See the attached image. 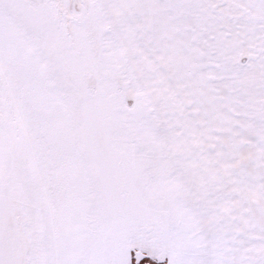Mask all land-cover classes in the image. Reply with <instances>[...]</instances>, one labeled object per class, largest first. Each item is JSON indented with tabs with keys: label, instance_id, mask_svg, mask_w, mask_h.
<instances>
[{
	"label": "snow or ice",
	"instance_id": "1",
	"mask_svg": "<svg viewBox=\"0 0 264 264\" xmlns=\"http://www.w3.org/2000/svg\"><path fill=\"white\" fill-rule=\"evenodd\" d=\"M0 264H264V0H0Z\"/></svg>",
	"mask_w": 264,
	"mask_h": 264
}]
</instances>
